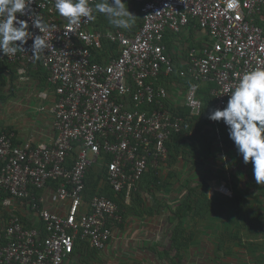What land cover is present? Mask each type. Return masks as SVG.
<instances>
[{
	"label": "built area",
	"instance_id": "2783aa9c",
	"mask_svg": "<svg viewBox=\"0 0 264 264\" xmlns=\"http://www.w3.org/2000/svg\"><path fill=\"white\" fill-rule=\"evenodd\" d=\"M129 1L141 5L135 31L90 22L65 35L67 22L53 10V0H33L37 18L50 25L41 33L49 47L38 60L31 58L32 39L23 45L25 52L0 54L1 62L20 65L18 80H27V66L44 69L52 94L40 92L49 100L37 109L48 111L55 131L46 143L32 137L18 142L14 131L0 130V192L5 194L0 206L25 203L21 208L38 219L27 225L28 216L10 213L0 223V264H62L77 239L103 249L122 217L113 199L87 192L92 169L99 165L103 187L129 199L148 169L168 159L166 142L181 132L184 121L206 115L201 88L208 90L211 110L222 109L237 74L264 62V0H241L239 18L221 13L224 0ZM18 18L28 22L33 37L39 35L27 15ZM190 28L204 38L187 48L176 72L187 82L183 104L171 109L161 77L176 70L164 37ZM104 45L106 56L96 60L93 51ZM181 107L188 111L185 118ZM218 144L224 179L216 189L232 197L233 169ZM48 185L50 205L43 193Z\"/></svg>",
	"mask_w": 264,
	"mask_h": 264
},
{
	"label": "crops",
	"instance_id": "0c3cea01",
	"mask_svg": "<svg viewBox=\"0 0 264 264\" xmlns=\"http://www.w3.org/2000/svg\"><path fill=\"white\" fill-rule=\"evenodd\" d=\"M130 6L133 7V4ZM189 30L194 32L191 40L196 44L204 38L201 30L193 28ZM129 32L133 31L129 29ZM176 54L177 51L173 54L174 66L181 68L186 53ZM19 67L20 65L4 62V71H0L1 76L7 79V85L0 87V90L2 89L1 91L6 94L3 99L0 96V106L2 105L0 130L14 131L18 142L27 137H32L35 141L52 142L55 135L52 117L48 111L37 109L40 105L47 104L49 100L40 98L39 93L47 91L50 96L52 94V90L46 84V72L40 65L27 66V80L21 81L17 77ZM163 78L165 77H161ZM161 82L167 86V106L174 109L179 106L178 103L183 104V99L179 98L183 91L181 82L175 80L170 83L168 79ZM4 107L7 112H3ZM177 145L180 151L177 152L174 162L170 164L169 158L156 169L150 167L146 172L147 176L144 178L145 173L138 183L136 191L129 199L121 201L119 213L122 221L114 225V233L108 244L98 250L91 248L87 242L77 239L73 253L62 264H214L204 247L206 246L204 227L207 228V224L211 221L210 217L221 218L222 210L233 207L231 198L216 189L224 179L220 151H215L212 155L208 154L199 161L195 153L188 154L182 151V148H187V140L181 139ZM224 150L226 159L230 163V153L225 147ZM240 160L243 161L242 156ZM216 161L219 165L215 167L211 165ZM100 169L101 167L97 165L91 172L99 176V186L103 187L98 173ZM150 169L156 171L157 181H149ZM233 170L232 177L241 174L246 178L242 182L232 181L231 178L228 180L235 196L232 197L235 200L233 203H238L237 206L242 205L237 191L251 183L253 191L256 192L252 198L256 200L257 203L254 204H258V207L253 206L247 214L243 213L246 216L243 221L247 222L249 233L264 231V200L260 198L264 196L262 194L264 186L257 185L248 177V167L246 172L242 169L240 173L238 169ZM50 189L51 185H48L43 191L47 205H50L51 200L48 195ZM259 201L263 202L259 203ZM16 204L18 203H14V206ZM11 208L13 205L2 211ZM2 211H0V223L5 220L1 216ZM14 211L18 213L20 211L24 218L28 216L27 221L32 224L38 223L36 215L28 214L21 206L18 210L15 207ZM246 246L245 244L243 249Z\"/></svg>",
	"mask_w": 264,
	"mask_h": 264
},
{
	"label": "clouds",
	"instance_id": "9594fccd",
	"mask_svg": "<svg viewBox=\"0 0 264 264\" xmlns=\"http://www.w3.org/2000/svg\"><path fill=\"white\" fill-rule=\"evenodd\" d=\"M32 3L33 0H0V54L25 52L23 45L32 39L31 58L38 60L39 54L49 47L41 33L50 25L37 18L39 14H35ZM125 4V0H53V10L67 22L69 31L65 35L81 23L94 22L96 14L103 15L111 26L128 30L136 17ZM240 9L241 0H224L220 11L229 18H239ZM25 15L39 35L33 37L28 22L18 18ZM257 63L259 66L237 74L238 80L229 88L226 105L211 110L208 119L223 122L243 162L246 165L251 162L256 184L264 186V62L258 60ZM191 103L197 105L198 101Z\"/></svg>",
	"mask_w": 264,
	"mask_h": 264
},
{
	"label": "rangeland",
	"instance_id": "374dc122",
	"mask_svg": "<svg viewBox=\"0 0 264 264\" xmlns=\"http://www.w3.org/2000/svg\"><path fill=\"white\" fill-rule=\"evenodd\" d=\"M125 2H126L125 8L128 7L129 11L132 14H134L136 17L133 25L136 24L139 26L141 22L140 21L141 16H140L139 9L135 10L130 6V4H132L131 2L133 1L125 0ZM135 6L137 5L135 4ZM96 15H97V19L93 22V24L95 26L99 25V26L105 27V23H108L107 19L101 14H96ZM110 26L111 25L109 24V27ZM177 34L179 35V36L177 35L178 36L177 37V54L178 53L185 54L188 46L192 43H196L194 40H191L192 36H194L193 35L194 32L190 31L189 29H186V30H182L181 32ZM170 55L173 58L174 55L173 54H170ZM3 64L4 63H1L2 66ZM178 69L179 68H176V71L173 73L174 75L172 74L171 77L164 76L165 78H163L162 80L165 81L168 79L170 83H172L175 80L180 81L183 91H181L182 95L179 96V98L183 99V93L185 91V86L187 82L186 80H179V78L176 77L177 75L176 72ZM2 70L4 71V68H2ZM5 85H6V82L4 85L0 84V86L2 87H4ZM1 90H0V96L3 99L5 98L6 94ZM178 105H180V103H178ZM1 106H0V110L2 111ZM3 110H4L3 112H7V109L5 107L3 108ZM0 114L2 116V113ZM230 150L231 149L227 148L228 153H230L231 170L234 169L233 171H236V169L238 170L242 169L244 172H246V168L248 167V164L246 165L243 161L240 160L241 156L237 153L236 149L229 152ZM211 165H214L215 167L216 165H219V162L216 161L215 163ZM146 176H147V173L144 175V178ZM234 179L235 180L233 181L240 180L241 182L246 180L245 176L241 174L235 175ZM149 181L151 182L153 180L149 178ZM252 188H253V185L250 183L247 185L246 188L242 190L239 189L237 193H238V197L241 198L242 205L237 206L238 203L234 204L233 201L235 200H233V198L231 197L230 201L233 204V207L232 206L227 207L224 210H222L221 213L219 211L221 218L217 216L210 217V220H211L210 223L207 224V228L204 227L206 229L204 230L206 232L205 241H204V243L206 242V246L204 247L209 253L208 254L209 258L213 259L214 264H264V231L257 232L255 234L249 233L248 224L247 222L243 221V219L246 217L244 215L248 213L250 208H253V206L258 207V204L255 205L257 203L255 202L256 200H253L252 198V196L254 197V195L256 194V192L253 191ZM246 190H248L249 192L245 193L244 191ZM262 191L264 192V189H262ZM262 194L264 195V193ZM260 198L264 200V196H261ZM262 202L263 201H259V203H262ZM19 206L26 207L25 203H22V204L18 203L15 206L13 205V208L7 209L6 211L5 210L2 211L3 208L2 206H0V211H2L1 216L3 218H8L10 216V213H12V214H16L17 216L22 217V215L20 214V211L19 213L17 211H14V208L16 207V209L18 210ZM263 207H264V203H263ZM236 211L237 212L240 211V212L237 214ZM201 241H202V238H201ZM245 244L247 246L245 249H243V246Z\"/></svg>",
	"mask_w": 264,
	"mask_h": 264
},
{
	"label": "trees",
	"instance_id": "16d2710c",
	"mask_svg": "<svg viewBox=\"0 0 264 264\" xmlns=\"http://www.w3.org/2000/svg\"><path fill=\"white\" fill-rule=\"evenodd\" d=\"M131 3L133 4V7H132L133 9L135 10L140 9V6H141L140 3L135 2V1ZM135 4L137 6H135ZM97 27H102V26L97 25ZM106 27H109L108 23H105V28ZM138 27L139 26L135 24L130 28V30L134 31ZM110 28H115V27L110 26ZM177 35H178L177 33H172V34L169 33V34H166L164 37L165 48L168 54H174L177 51V37L179 36ZM106 48H107L106 45H104L103 50L99 52L93 51L96 60L100 61L102 57L106 56V53H107ZM1 63H4V62H1ZM1 63H0V71L3 68ZM176 68L174 66L175 70ZM5 82L7 85V79L2 77L0 74V84L4 85ZM201 95H202L203 101L206 106L205 107L206 115H204L203 118L195 119L194 121L191 119H188V120L186 119L184 121L183 129L181 130V132L171 136V139L166 142V146L168 150V159L169 158L171 159L170 164L174 162L177 156V152L180 151V147L177 145V142L181 139L187 140V148L185 149L182 148V151L184 153L188 152V154H192V152L195 153L198 156L199 161L207 157L208 154H211V155L215 154V151H218L220 149L218 147L219 142L222 143L225 148L231 149L230 151H233L234 149H236L233 142L228 137L226 126L223 124V122L221 121L219 123H214L213 121L208 119V115L212 109V99L208 95L207 88H204V87L201 88ZM178 111L184 118L188 113V111L184 107H181ZM190 131H192V135L189 134ZM239 173H240V170H239ZM247 174H248V177L252 181H255L253 178L252 164L248 166ZM148 175H150L153 181L158 180L156 171L150 169L148 172ZM231 180L232 181L235 180L234 176L233 177L231 176ZM86 190L90 194L99 192L100 194H103L113 199L118 205V211L122 204L121 201L124 200L123 194L115 195L108 187H100L99 186V176L93 172H90L86 177ZM4 196L5 194L0 192V199H2ZM24 222L27 225L31 224L30 221L24 220Z\"/></svg>",
	"mask_w": 264,
	"mask_h": 264
}]
</instances>
